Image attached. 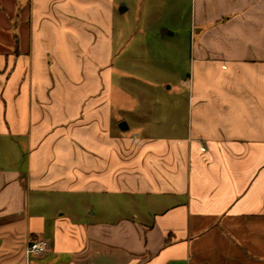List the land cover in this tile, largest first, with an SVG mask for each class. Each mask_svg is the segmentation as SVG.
<instances>
[{"label": "crops", "instance_id": "crops-1", "mask_svg": "<svg viewBox=\"0 0 264 264\" xmlns=\"http://www.w3.org/2000/svg\"><path fill=\"white\" fill-rule=\"evenodd\" d=\"M153 1L185 89L122 131L132 6L0 0V264H264V0Z\"/></svg>", "mask_w": 264, "mask_h": 264}, {"label": "rangeland", "instance_id": "rangeland-1", "mask_svg": "<svg viewBox=\"0 0 264 264\" xmlns=\"http://www.w3.org/2000/svg\"><path fill=\"white\" fill-rule=\"evenodd\" d=\"M119 1L123 3L121 6L131 5L132 8L120 19L122 26H127L130 31H125L123 36V40L128 43L127 51L124 48L125 51L118 52V63L114 66L115 74L113 73L111 89L115 98L118 97L115 108L117 116L123 121L127 119L131 125L137 110L144 113L143 111L147 109L146 113L150 114H156L162 110V114L168 116L171 113L166 111V107L170 108L169 105L175 97L173 95L175 90L183 86L180 76L188 68L187 64H182L179 60L180 52L177 51L176 42L179 41L183 45L189 44V35L182 32V34L163 38V31L158 27L159 25L156 27L147 24L150 20L142 19L141 23L144 26L138 25L140 22H138L134 5L136 0ZM161 3L162 0L152 2L157 6ZM186 21L183 19V24ZM163 23L170 25V20ZM165 29L171 30L168 26H165ZM182 89L185 87L183 86ZM131 102L134 103L133 108L126 111V105L131 107ZM152 116L148 118V122L153 123L158 119ZM5 163L6 161L0 158V165Z\"/></svg>", "mask_w": 264, "mask_h": 264}, {"label": "built area", "instance_id": "built-area-1", "mask_svg": "<svg viewBox=\"0 0 264 264\" xmlns=\"http://www.w3.org/2000/svg\"><path fill=\"white\" fill-rule=\"evenodd\" d=\"M48 249V242L45 240H36L31 242L29 245L28 253L32 254L33 256L42 255Z\"/></svg>", "mask_w": 264, "mask_h": 264}, {"label": "water", "instance_id": "water-1", "mask_svg": "<svg viewBox=\"0 0 264 264\" xmlns=\"http://www.w3.org/2000/svg\"><path fill=\"white\" fill-rule=\"evenodd\" d=\"M126 9H127V8H125V7H121V8H120V12L123 13ZM163 33H164V31H163ZM119 128H120L122 131H126V130L129 128V126H128V124H127L126 121H122V122L119 124Z\"/></svg>", "mask_w": 264, "mask_h": 264}]
</instances>
